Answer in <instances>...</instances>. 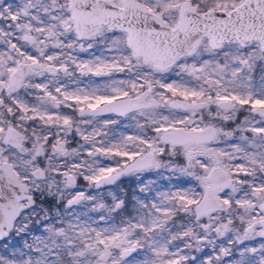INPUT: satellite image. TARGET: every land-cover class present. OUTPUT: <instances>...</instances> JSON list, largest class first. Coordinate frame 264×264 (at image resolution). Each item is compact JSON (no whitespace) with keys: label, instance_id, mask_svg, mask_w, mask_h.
I'll list each match as a JSON object with an SVG mask.
<instances>
[{"label":"snow or ice","instance_id":"snow-or-ice-1","mask_svg":"<svg viewBox=\"0 0 264 264\" xmlns=\"http://www.w3.org/2000/svg\"><path fill=\"white\" fill-rule=\"evenodd\" d=\"M0 45V264H225L264 239V0H0ZM126 176L130 199L73 191Z\"/></svg>","mask_w":264,"mask_h":264},{"label":"rangeland","instance_id":"rangeland-1","mask_svg":"<svg viewBox=\"0 0 264 264\" xmlns=\"http://www.w3.org/2000/svg\"><path fill=\"white\" fill-rule=\"evenodd\" d=\"M2 48H3V46L0 45V49H2ZM96 54L99 55L100 53L97 51ZM73 55H75L78 60H88V59H91L92 58L91 52H78L77 51V52L73 53ZM69 70L70 71H73L74 69L72 67H70ZM77 77L79 78L80 86L81 87H83L84 85L88 84V82L90 80L91 81H94V82H96L98 84H103V83H105V82H107L109 80L108 77H90V76L80 77L78 72L75 73V76L72 79L74 80ZM114 78L115 79L125 78V74L124 73H116L115 76H114ZM174 78L175 77H173V79ZM62 79H63V81L65 83L68 84V86H74V87L76 86L74 83L71 82V80H69V78L62 77ZM41 80H43V78L37 77V78H35V81L34 82H41ZM74 87H72V88H74ZM72 88H69V90H71ZM52 111H54V112L55 111H59L60 112V109H52ZM105 119H115V120H117L115 117H111V116H101V117H98V120L99 121H103ZM129 120H130L129 118H126L125 119V122H123L124 120L123 121L117 120L118 121L117 124L110 125L108 127V129L105 130V131L108 132V137L109 138L115 137L116 139H118L121 134L126 135V136L127 135H134V134H136L138 132V129H137V132H135L134 130L133 131H129L127 129L124 130V128H122V126H121V125H123L122 123H126ZM90 130H91V128H89V131ZM78 143H83V141H81L80 138L78 136H76V137L73 138V140H72V142L70 144V147H77L78 146ZM81 158L82 159H90V158H88L86 156V154L82 155ZM99 160H100V163L102 165H104V166H111V165H113L115 163V161L108 160V159H106L104 157H99ZM137 186H138V184L133 185L132 190L134 191L137 188ZM164 187H165V185L161 184V190H163ZM94 188L95 187H89L88 184H80L73 191L83 190L88 195L96 196L98 198V201L99 202H102V203H105V204H111V202H112L111 195H109V193H114V194H117V195L122 196L119 193V191H120L119 187H116V186H113L111 189H108V190H105V191L104 190L103 191H100L99 190L98 192H96L94 190ZM117 189H119V190H117ZM106 197H108L110 201H108V202H106L104 200L102 201V199H105ZM218 243H219V241H218ZM261 243H264V239H262L260 237H256L254 239H250V240L245 241L244 244L240 245V247L237 248V251H239L240 249H242L244 247H257L258 248ZM210 250L211 249H206L205 251H210ZM232 256L231 257H225V264H227L228 261H230L232 259H235V257L233 256V258H232ZM237 259H239V258H237Z\"/></svg>","mask_w":264,"mask_h":264},{"label":"flooded vegetation","instance_id":"flooded-vegetation-1","mask_svg":"<svg viewBox=\"0 0 264 264\" xmlns=\"http://www.w3.org/2000/svg\"><path fill=\"white\" fill-rule=\"evenodd\" d=\"M72 87H74V86H69V88H72ZM27 99H29L33 103L35 102L32 97H27ZM51 111H52V109H51ZM60 112L61 113H64V114L77 115V114L73 113L71 109H68V108H65V107H61L60 108ZM104 116L115 117L117 120H120V121H123L124 120L123 122H125V119L127 118V117H118L115 114H106ZM122 124L123 125H121V126H122V128H124V130L125 129H127L129 131L136 130V128H135V121L129 120L126 123H122ZM77 184L80 185V184H88V183L86 181H84L83 178H79L78 181H77ZM135 184H138V182H137V180H136L135 177H133V176H126V177H122L117 182V184H114V185H103L100 188H94V190L96 192H98L99 190L100 191H103V190L105 191V190L111 189L113 186H116V187H119V189H120L119 193L122 196H125V194H127L126 199H130L131 194L133 192L132 188H133V185H135ZM161 184H163V183H161ZM119 189H117V190H119ZM137 194L138 195H141V196L143 195V194H139V193H137ZM103 200L106 201V202L110 201L108 197H106L105 199H102V201ZM93 215H96V214H93ZM125 215H127V213H125ZM238 247H240V245H237L235 248H233V256L235 257V259L239 258V256H238V252L239 251H237V248ZM205 252L208 253V254H213L211 252V250L210 251H205ZM199 255L203 256V254H199ZM233 256H232V258H233Z\"/></svg>","mask_w":264,"mask_h":264},{"label":"trees","instance_id":"trees-1","mask_svg":"<svg viewBox=\"0 0 264 264\" xmlns=\"http://www.w3.org/2000/svg\"><path fill=\"white\" fill-rule=\"evenodd\" d=\"M135 132H137V129L136 130H134Z\"/></svg>","mask_w":264,"mask_h":264}]
</instances>
